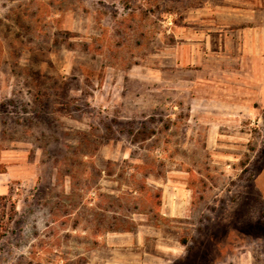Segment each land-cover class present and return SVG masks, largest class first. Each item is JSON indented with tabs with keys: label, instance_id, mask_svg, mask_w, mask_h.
<instances>
[{
	"label": "rangeland",
	"instance_id": "rangeland-1",
	"mask_svg": "<svg viewBox=\"0 0 264 264\" xmlns=\"http://www.w3.org/2000/svg\"><path fill=\"white\" fill-rule=\"evenodd\" d=\"M0 174V264H264V0H0Z\"/></svg>",
	"mask_w": 264,
	"mask_h": 264
},
{
	"label": "trees",
	"instance_id": "trees-1",
	"mask_svg": "<svg viewBox=\"0 0 264 264\" xmlns=\"http://www.w3.org/2000/svg\"><path fill=\"white\" fill-rule=\"evenodd\" d=\"M82 45L84 46L85 51H89L90 48H88V44L86 42H83ZM136 177V173L132 176ZM137 181L141 185L140 188H137L135 191H144V195L140 200L148 202V206L151 207L153 210H158L157 213H159V207L161 204V192L155 191L151 187H149L146 182L134 180V182ZM110 197V196H108ZM114 198V197H113ZM115 200H120L118 198H114ZM111 203V207H112ZM145 207V206H144ZM142 207L141 209H144ZM101 205L98 206V211L95 212L94 209L91 210V214L93 218L91 219L94 223L93 227V234L94 239L93 243L96 242V237L98 235L112 232V231H128L129 228L122 222L126 220H123L116 216L114 214L113 216L109 217V219L105 218V214H103V210L101 209ZM145 210V209H144ZM147 212H152L151 210H145ZM17 213L15 202L11 199V197L8 194L0 195V241L3 239V237L8 232V225L9 223L14 219L15 215Z\"/></svg>",
	"mask_w": 264,
	"mask_h": 264
},
{
	"label": "crops",
	"instance_id": "crops-1",
	"mask_svg": "<svg viewBox=\"0 0 264 264\" xmlns=\"http://www.w3.org/2000/svg\"><path fill=\"white\" fill-rule=\"evenodd\" d=\"M248 51L246 49V47H243L242 50H240V54L245 55ZM252 54L254 53L255 50H252ZM244 62H242L241 64L243 65ZM9 177L4 176V174H0V195H4L8 193V189H9Z\"/></svg>",
	"mask_w": 264,
	"mask_h": 264
}]
</instances>
